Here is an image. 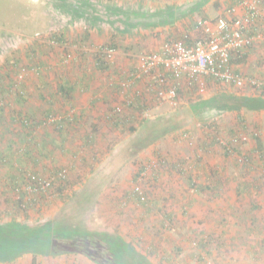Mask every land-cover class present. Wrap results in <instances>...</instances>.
Returning a JSON list of instances; mask_svg holds the SVG:
<instances>
[{
    "label": "rangeland",
    "instance_id": "obj_1",
    "mask_svg": "<svg viewBox=\"0 0 264 264\" xmlns=\"http://www.w3.org/2000/svg\"><path fill=\"white\" fill-rule=\"evenodd\" d=\"M85 1L87 5L82 0H0V66L5 64L13 78L11 84H15L11 93L0 92V99L14 106L11 112L19 107L13 100L22 83L30 94L27 111L40 114L50 106L47 97L51 93L41 87V76L35 72L41 60L55 63L66 53L93 60L99 46L112 42L118 46L115 63L129 73V56L158 50L165 41L180 38L193 26V21L220 15L232 0ZM114 6L122 7V11L112 12ZM53 33L64 34L67 43L58 45L50 41ZM262 33L258 51L239 65L243 75L264 84V28ZM39 46L42 50L34 56V49ZM82 68L86 70L90 65L82 64ZM112 76L113 71L111 75L100 73L94 83L108 87ZM45 79L52 81L53 77L47 73ZM207 84L201 94L182 99L177 106L166 99L152 101L150 109L138 115L133 132L106 127L92 116L95 111L89 114L92 117L87 118L88 127L96 122L102 131L105 147L98 154L101 161L94 164L78 161V169L71 176L74 179L79 176V188L71 193L66 204L58 202L52 212L49 208L20 220L34 226L40 218L44 222L71 216L83 229L101 234L104 240L111 239L118 250H125L128 244L136 246L151 264H264V172L259 170V166H264V104L259 101L264 100V92L252 85L236 88L216 80ZM201 100L204 102L198 105ZM74 104L76 111H80L82 105L78 101ZM239 116L244 117L243 122ZM143 119L163 123L160 136H153L151 129L146 134L139 131L138 122ZM2 123L0 130L5 129ZM253 130L261 131L257 139L245 143L233 141L238 134ZM185 132L189 138L184 137ZM142 135L149 137L150 143H143ZM213 135L228 140L237 151L227 157L217 141L212 143L213 147L209 144ZM133 140L144 145L124 160L121 153ZM256 149H260L261 158L252 155ZM244 152L252 155L253 166L260 172L257 175L256 170L246 175L236 170L235 163ZM181 163L188 170L193 168L196 182L219 183L222 188L196 196L187 183L188 174L183 175L188 171L183 173L172 167ZM142 165L148 170L143 179L136 181L135 173ZM154 168L164 170L162 181L150 178ZM213 169L219 171L217 175ZM257 177L261 180L257 187L238 189L241 181L254 183ZM137 186L152 198L162 199L163 205L166 202L164 211L172 213V219H165L158 209L151 207L148 211L138 204L132 196ZM127 192L132 193L131 197ZM4 198L5 193L0 194V222L9 219L4 216L8 210ZM40 260L42 264H100L79 252L41 256ZM33 261L32 254L24 253L14 261L0 264H33Z\"/></svg>",
    "mask_w": 264,
    "mask_h": 264
},
{
    "label": "trees",
    "instance_id": "obj_2",
    "mask_svg": "<svg viewBox=\"0 0 264 264\" xmlns=\"http://www.w3.org/2000/svg\"><path fill=\"white\" fill-rule=\"evenodd\" d=\"M61 1L65 2L66 0ZM100 1L104 0H97L98 3ZM86 3L88 1L82 0L83 5H87ZM235 3V0H232L225 9L235 5ZM69 4H72V2H69ZM90 4L92 6L96 5L95 3ZM109 8L111 11L112 7ZM113 8L112 12L122 11V7L114 6ZM86 9L88 10V7ZM260 9L261 13L256 21L255 29L249 31V35L252 37L263 35L264 0H261ZM204 17L208 18V16ZM215 18L209 17L208 19ZM193 22V26L187 29V37H185V33L182 35L189 46L204 37L202 31L197 27L198 21ZM261 38L254 39L251 44L244 49L242 48L238 55H234L232 58L233 64L236 66V64L255 54V49ZM49 40L58 45L67 43L65 35L62 33L51 34ZM164 43L156 51L129 56V73H125L126 70H122L121 65L115 63V49L118 46L116 47L112 42L99 46L93 53V60H89L87 56H84V58L83 56H67V53L64 56H59L55 63L52 60H41L37 64L38 72H35L41 76V87H46L51 94L47 97L50 106L43 109L40 114H37L34 110L27 111L25 109L30 96L25 83H22V87L14 94L13 101L19 107L14 108L13 112L11 111L14 106L6 100L0 99V121L3 122L5 128L0 130V194L5 193L4 199L8 210L4 216L9 218L6 222H0V262H11L24 253H30L34 257L33 264H42L41 256L54 257L79 252L100 264H151V261L146 258L147 255L140 252L136 246L128 244L125 250L121 248L119 249L121 251H119L116 248L117 245L114 242L111 243V239L107 240L105 238L104 240L100 237L101 234H94L83 229L71 216L56 217L44 220V222L39 217L40 219L35 221L34 226L23 223L20 218L30 219L33 213H42L49 208V211L52 212L54 211L53 206L58 202L66 204L71 197V193L79 188V176L75 179L71 176V173L78 169V161L94 164L96 160H100L98 154H101L105 147L104 140L100 136L102 131L96 122L88 127V117H97L99 121H102V125L106 127L117 128L122 131L127 129L133 132L136 130L138 115L149 110L152 101L160 100L158 99V89L162 86L158 82V71L163 72L166 76L167 82L164 88L176 89L175 101L177 103L174 106L180 105L182 99L190 98L195 93L198 95L207 87V82L215 80L211 76H205L200 80L197 76L192 77L186 73L182 74L181 77H175L171 71L166 70L163 66L154 67L150 71L151 73H143L140 77H137L138 56L160 53ZM39 50H42V46H39L38 50L34 49V56ZM110 50H114L112 59H109L108 52ZM91 63L93 66H91ZM82 64L84 67L89 64L90 68L84 70ZM112 71L114 76L107 82L108 87L105 84L97 86L94 83V79L98 74L111 75ZM234 71L243 74L237 67H234ZM47 73L49 77H53L52 81L45 79ZM72 76L77 78L74 80ZM132 77L134 95L130 98L131 102H129L121 84L125 80H132ZM12 79L9 70L5 68V64L1 65L0 92L11 93L12 87L15 85L11 84ZM78 90H80V96L82 93H90V110H78L72 114V111L77 108L74 102L79 99V96L75 95ZM260 90L264 92V86ZM43 97L46 96L43 95ZM261 99L259 98L260 103L264 104V100ZM203 102L204 100H201L198 105ZM117 105L123 107L121 113L113 110ZM8 110H10V114L7 113ZM94 111L95 113L92 116L88 115ZM52 115L58 117L53 122L50 121ZM239 119L240 122L244 121L243 116H239ZM138 123L141 124L139 131L142 130L146 134L151 129V131H154L153 136H160L159 132L163 123L159 120L150 122L149 119H143ZM184 137L189 138V133L185 132ZM217 137L218 135L210 136V138H213L209 142L211 146L212 143L216 144L218 142ZM140 138L143 143H150L149 137L142 135ZM142 142L133 140L126 144L121 153V158L127 160L129 156L140 150V147L144 145ZM224 149L225 155L230 157V150L227 147H224ZM261 156L263 155L261 154ZM62 158H66V161L61 162ZM248 158L249 160L247 159L248 162L246 163L239 159L240 161L235 163L236 170L241 175L256 170L257 175L260 172H258L257 167L253 166L252 161H250L251 157ZM164 162L170 163L168 159H164ZM184 165V163H181L177 167H172L183 173L188 171L183 175L188 174L187 183L195 191L196 196H203L205 191L213 192L218 188H222L219 183L196 182L193 168L188 170ZM94 166H90V169ZM140 167V170L135 173L134 179L136 181L142 172L146 170V165ZM263 168L264 166H259V170L264 172ZM153 171L150 178L153 181H162L164 170L155 171L154 168ZM212 172L217 175L219 171L213 169ZM219 178L221 180L220 176ZM260 182L261 180L258 177L255 178V185L254 183H246L243 180L238 185V189L246 191L257 187ZM166 183L168 182H165L167 187ZM241 186L242 188H240ZM134 192L133 194L127 192V194L130 197L132 194L137 203L144 206L146 210L158 209V211L163 212L165 219H172V213H165L164 205L166 202L163 205L162 199L152 198L150 194L141 191V189H136ZM216 192H219V190ZM197 200L198 197L195 198V201ZM201 246L207 247L203 243H201ZM251 255L256 256L252 252ZM100 256L103 259L99 258Z\"/></svg>",
    "mask_w": 264,
    "mask_h": 264
},
{
    "label": "built area",
    "instance_id": "obj_3",
    "mask_svg": "<svg viewBox=\"0 0 264 264\" xmlns=\"http://www.w3.org/2000/svg\"><path fill=\"white\" fill-rule=\"evenodd\" d=\"M235 5L227 8L220 16L215 19H200L198 20V29L202 31L204 37L195 41L190 46L186 44L185 37L174 38L166 41L160 53H151L139 55V64L137 66V77L143 73L149 74L150 71L156 67L163 66L166 70L171 71L175 77H181L186 73L192 77L200 80L205 76H211L215 80L226 83L236 88H244L247 85L257 86L260 88L264 84L252 77L236 73L234 71L233 56L238 55L240 50L251 44L254 39L261 38V35L252 37L249 35L250 29L256 26V21L260 17L261 0H235ZM255 29V28H254ZM191 32V31H190ZM109 59L114 56V50H110ZM38 72V68H35ZM157 78L162 88L158 89V99H166L172 105H176L175 97L177 95L176 89H166L167 79L163 72H157ZM25 74H21L23 78ZM133 77L132 80H125L122 82L124 92L128 96V101L133 97ZM132 88V89H131ZM123 107L121 105L115 106L113 109L117 113H121ZM75 110L72 111L75 112ZM57 116L52 115L50 121H55ZM261 135L260 130H253L250 133L242 132L233 139L240 143L248 142L251 138L257 139ZM217 141L223 147L230 150V154L237 150L230 144V142L223 137H217ZM258 149L254 150L252 155L260 156ZM252 155L245 152L240 154L239 159L248 162L252 161ZM248 159V160H247ZM148 168L141 174L139 179H143ZM137 189H141L137 186Z\"/></svg>",
    "mask_w": 264,
    "mask_h": 264
},
{
    "label": "crops",
    "instance_id": "obj_4",
    "mask_svg": "<svg viewBox=\"0 0 264 264\" xmlns=\"http://www.w3.org/2000/svg\"><path fill=\"white\" fill-rule=\"evenodd\" d=\"M256 51H258V47H256L255 52ZM236 65H237V68H239V70L241 71L240 65L239 64H236ZM234 67H236V66L234 65ZM77 94H80V90L77 91ZM88 95L91 96L90 94H87V93H82L81 96L79 95V99H77V100H78L79 105L80 106L82 105V107H80L81 108L80 111L83 110V109H85V110L88 109V111L90 110V108H89L90 107L89 106L90 99L88 98ZM81 99H82L83 102L80 101Z\"/></svg>",
    "mask_w": 264,
    "mask_h": 264
}]
</instances>
